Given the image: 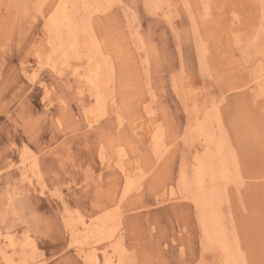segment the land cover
Returning a JSON list of instances; mask_svg holds the SVG:
<instances>
[{
	"label": "rangeland",
	"instance_id": "1",
	"mask_svg": "<svg viewBox=\"0 0 264 264\" xmlns=\"http://www.w3.org/2000/svg\"><path fill=\"white\" fill-rule=\"evenodd\" d=\"M61 2L0 0V264H222L193 200L212 161L230 249L264 264V0H78L68 60Z\"/></svg>",
	"mask_w": 264,
	"mask_h": 264
},
{
	"label": "bare ground",
	"instance_id": "2",
	"mask_svg": "<svg viewBox=\"0 0 264 264\" xmlns=\"http://www.w3.org/2000/svg\"><path fill=\"white\" fill-rule=\"evenodd\" d=\"M76 1H78V0H62L60 7L62 6V4H64L66 9H64L62 11V13H61V10L58 13H52L51 15H49L50 16L49 19L47 17V19H48L47 31L50 33V36L52 38V42L50 43L51 54L56 53V51L59 52L61 54L62 60H65V59L68 60L69 57H74V55H76L78 47H79L78 34H79L80 27L77 24L79 22V19L75 18L74 19L75 24H74L68 18V12H72L74 9H77L76 8ZM80 1H82V8H84V11H87L88 10L87 4H90L88 2L90 0H88V1L87 0H80ZM109 1H111V0H103V2H105L106 4H109ZM263 14H264V6H263ZM263 18H264V16H263ZM61 22H63L65 24V27L63 30L61 27ZM55 32H57V33H55ZM55 35H56V37H55ZM251 43H252L253 53L259 54L260 56L262 54H264V51H263L264 50V44H261L260 38L256 37L253 40V42H251ZM198 48H199L200 55H202V57L203 56L205 57L206 49L203 48V44L200 45V47H198ZM80 49H82V47ZM53 55H52V58H53ZM57 55H59V54H57ZM94 64L95 63L92 62L90 64V66L94 67ZM95 75H96V73H95ZM88 80L90 82V85L92 86L91 89H95V91L98 92V89H97L98 84L95 82V80H93L91 78H88ZM256 80H257V82H256L257 84H258V82L263 83L264 82L263 74H259L256 77ZM206 127L207 126L203 123L202 124H200V123L196 124V125H194V133H196V135H198V136H201V138L202 137L204 138V141L206 142V150L211 152L213 147H214L213 150H215L218 145L220 148L219 142L223 141V139H221V140L219 139L217 141V144L214 145L212 143L213 142L212 137L208 134ZM197 169H198V167L195 168L194 170H197ZM194 170H193V174H192V181L195 184V189H196L197 193L194 196L195 198L193 200H194L197 212L199 214V220H200V225H201L200 227L202 228L203 235H204L205 239L207 240V242H213L217 246V248L220 251V254L222 256V259H223L222 264H239L238 257L241 258L242 254H241L240 250L238 249L237 244H236V248H237L236 251H234L233 249H230V247L227 243V240L225 238V235L223 233V229L221 227L220 213L218 210V204H219L220 196L217 195L214 191L213 192H209L207 190L204 191V188H202V186H201V184H203V182H205V184L207 182L212 184L213 178H211V177L215 176L217 173H220V172L216 171L217 166L213 161L210 162L204 170V172H208V173H205V174L198 173V172L195 173ZM181 171H182V169H181ZM231 179H232V177H230V179H228L227 174H225L220 178V181L222 180V182L224 184H227V182H229V180H231ZM132 180H134V178ZM126 190H127V188H126ZM191 202H193V201H191ZM98 231L99 230L96 231V229L93 228V231L91 233L96 235V234L100 233ZM90 236H91V234H90ZM121 257L122 256L120 255V258ZM119 261L120 260L118 259L117 264L119 263Z\"/></svg>",
	"mask_w": 264,
	"mask_h": 264
}]
</instances>
